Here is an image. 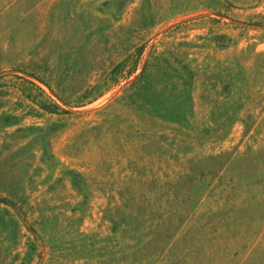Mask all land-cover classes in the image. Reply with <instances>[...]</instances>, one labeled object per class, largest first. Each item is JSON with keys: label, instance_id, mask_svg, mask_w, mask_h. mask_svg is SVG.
Returning <instances> with one entry per match:
<instances>
[{"label": "rangeland", "instance_id": "obj_1", "mask_svg": "<svg viewBox=\"0 0 264 264\" xmlns=\"http://www.w3.org/2000/svg\"><path fill=\"white\" fill-rule=\"evenodd\" d=\"M0 264H264V0H0Z\"/></svg>", "mask_w": 264, "mask_h": 264}]
</instances>
